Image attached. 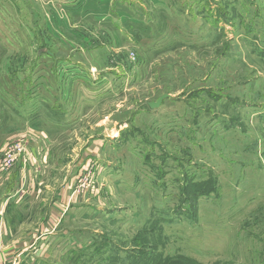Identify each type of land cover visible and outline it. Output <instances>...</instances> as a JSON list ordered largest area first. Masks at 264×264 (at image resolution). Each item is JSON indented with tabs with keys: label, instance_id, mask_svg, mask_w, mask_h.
<instances>
[{
	"label": "rangeland",
	"instance_id": "rangeland-1",
	"mask_svg": "<svg viewBox=\"0 0 264 264\" xmlns=\"http://www.w3.org/2000/svg\"><path fill=\"white\" fill-rule=\"evenodd\" d=\"M0 181L37 264H264V0H0Z\"/></svg>",
	"mask_w": 264,
	"mask_h": 264
},
{
	"label": "crops",
	"instance_id": "crops-1",
	"mask_svg": "<svg viewBox=\"0 0 264 264\" xmlns=\"http://www.w3.org/2000/svg\"><path fill=\"white\" fill-rule=\"evenodd\" d=\"M2 122H5L3 118L1 120V123ZM4 185L5 182L0 181V206L1 198L3 200L2 202H5V200L7 199L6 196H3ZM5 213L6 212H2L0 210V219H5ZM22 228L23 227L21 225L17 228H11L12 230L7 226L0 228V264H37L38 260L31 255L29 256V254H34V252L38 249H32V246L34 244H30L27 247H24L23 245L20 247L19 243L8 244V241H10V237H13V235L20 233ZM38 229L41 230V228ZM31 234H36V231H30L28 236H31ZM18 241L20 242V239Z\"/></svg>",
	"mask_w": 264,
	"mask_h": 264
},
{
	"label": "built area",
	"instance_id": "built-area-1",
	"mask_svg": "<svg viewBox=\"0 0 264 264\" xmlns=\"http://www.w3.org/2000/svg\"><path fill=\"white\" fill-rule=\"evenodd\" d=\"M19 143H20V141H19ZM15 144V145H13L11 148H10V150H9V154L4 158V156H3V158L1 159V160H3V164H2V161H1V165H4L3 167L5 168L6 166H8V169L10 168V167H12L13 165H14V163H15V161H16V158H15V154H18V153H20L21 152V146H20V144ZM6 163H7V165H6ZM6 165V166H5ZM15 263V262H14Z\"/></svg>",
	"mask_w": 264,
	"mask_h": 264
},
{
	"label": "water",
	"instance_id": "water-1",
	"mask_svg": "<svg viewBox=\"0 0 264 264\" xmlns=\"http://www.w3.org/2000/svg\"><path fill=\"white\" fill-rule=\"evenodd\" d=\"M168 97H170L168 94H164L160 96L156 102H150L149 107L152 109L158 108L160 104L162 103V101Z\"/></svg>",
	"mask_w": 264,
	"mask_h": 264
},
{
	"label": "trees",
	"instance_id": "trees-1",
	"mask_svg": "<svg viewBox=\"0 0 264 264\" xmlns=\"http://www.w3.org/2000/svg\"><path fill=\"white\" fill-rule=\"evenodd\" d=\"M262 59H263V56H262ZM201 187L200 186H196V188H194V187H191V191H192V193H196V194H199L200 193V189ZM139 243V242H138ZM169 263H172V262H169Z\"/></svg>",
	"mask_w": 264,
	"mask_h": 264
}]
</instances>
